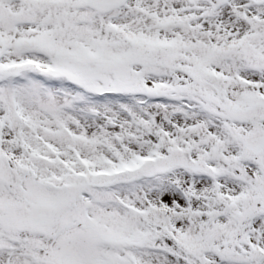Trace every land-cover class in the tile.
<instances>
[{
  "label": "snow or ice",
  "instance_id": "6c2138e0",
  "mask_svg": "<svg viewBox=\"0 0 264 264\" xmlns=\"http://www.w3.org/2000/svg\"><path fill=\"white\" fill-rule=\"evenodd\" d=\"M0 264H264V0H0Z\"/></svg>",
  "mask_w": 264,
  "mask_h": 264
}]
</instances>
